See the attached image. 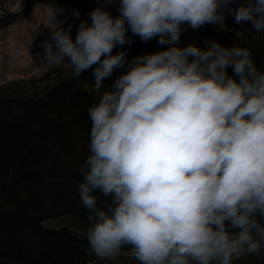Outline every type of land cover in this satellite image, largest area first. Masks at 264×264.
Segmentation results:
<instances>
[{
    "label": "clouds",
    "instance_id": "clouds-1",
    "mask_svg": "<svg viewBox=\"0 0 264 264\" xmlns=\"http://www.w3.org/2000/svg\"><path fill=\"white\" fill-rule=\"evenodd\" d=\"M58 11L41 42L44 62L67 61L76 77L92 69L100 94L87 110L78 185L90 221L86 255L105 264L125 248L138 264L264 259V71L245 47L178 46L182 25H221L226 12L264 32V0H119V16L96 7L74 40L71 26L54 20ZM129 30L168 47L133 58L105 90L103 81L128 63L113 49L132 43Z\"/></svg>",
    "mask_w": 264,
    "mask_h": 264
},
{
    "label": "trees",
    "instance_id": "trees-1",
    "mask_svg": "<svg viewBox=\"0 0 264 264\" xmlns=\"http://www.w3.org/2000/svg\"><path fill=\"white\" fill-rule=\"evenodd\" d=\"M19 18H0V31ZM182 26L190 28L193 41L186 43L181 36L178 46L195 44L202 50L206 38L219 34L220 27L206 24L193 30ZM225 32L231 31L226 27ZM127 36L132 39L130 45L113 49V53L125 51L128 63L121 69L124 71L137 54L168 46L158 44V36L147 42L130 30ZM253 40L244 47L251 51L257 69L264 71V32ZM73 71L15 79L0 86V264H105L94 255H86L89 213L78 194L80 169L89 155L91 120L87 110L98 102L100 94L93 88L92 69L79 77ZM228 73L232 74L231 68ZM95 195L103 207L107 198L98 192ZM125 252L134 258L125 248L107 264H128ZM234 264H264V259L252 255Z\"/></svg>",
    "mask_w": 264,
    "mask_h": 264
},
{
    "label": "rangeland",
    "instance_id": "rangeland-1",
    "mask_svg": "<svg viewBox=\"0 0 264 264\" xmlns=\"http://www.w3.org/2000/svg\"><path fill=\"white\" fill-rule=\"evenodd\" d=\"M68 0H35L27 9V13L20 16L17 22L10 25L4 30L0 31V86L10 83L12 80L24 79L29 80L31 77L41 78L45 73L50 76H59V74L66 73L73 69L67 61L59 67L49 68L44 62V53L41 47V42L50 37V29L47 25L50 22V17L53 9L60 10L54 17L55 21H60L61 26L67 29L71 26V33L73 40L77 34V30L81 21H88L90 24L89 13L103 5L105 10L115 18L119 16V0L112 3L110 6L103 3V0H84L78 3ZM1 7L9 8L17 12L24 11L26 8V0H0V18L6 16L5 11ZM79 12V18H76L74 12ZM187 28V26H185ZM183 29L182 39L186 38V43L193 41L190 28ZM225 24L218 27L219 34L210 35L204 42V49L211 41L219 42L224 47H232L237 45L244 47L247 41L253 42L258 40L259 34L251 25V22L242 24L241 27L233 33L225 32ZM187 36V37H183ZM190 40V41H189ZM195 42V41H194ZM168 47V46H167ZM165 47L163 50H165ZM55 51V47H53ZM124 51V50H122ZM161 51L160 46H156L148 51L141 52L137 56L146 55L149 53ZM125 52V51H124ZM116 54V53H113ZM134 57V58H135ZM133 58L129 59V64ZM124 70L116 69L112 76L103 82V89L109 90V81L121 75ZM48 77V76H47ZM102 89V91H103ZM124 258L128 259V264H137L138 261L134 259L130 253L125 252ZM122 255V256H123Z\"/></svg>",
    "mask_w": 264,
    "mask_h": 264
},
{
    "label": "water",
    "instance_id": "water-1",
    "mask_svg": "<svg viewBox=\"0 0 264 264\" xmlns=\"http://www.w3.org/2000/svg\"><path fill=\"white\" fill-rule=\"evenodd\" d=\"M28 6H30V0H26V8L24 11H21V12H17V11H14L12 9H9V8H5V7H1V9L3 11H5L6 15H15V16H21L25 13H27V9L29 8ZM236 7H238V4L237 3H233L231 5V8L235 9ZM224 24L225 26L231 30V31H236L237 29L240 28L241 24H237L235 21H234V18L231 14V12H226L225 13V19H224Z\"/></svg>",
    "mask_w": 264,
    "mask_h": 264
},
{
    "label": "flooded vegetation",
    "instance_id": "flooded-vegetation-1",
    "mask_svg": "<svg viewBox=\"0 0 264 264\" xmlns=\"http://www.w3.org/2000/svg\"><path fill=\"white\" fill-rule=\"evenodd\" d=\"M242 25V24H241ZM241 27V26H240Z\"/></svg>",
    "mask_w": 264,
    "mask_h": 264
}]
</instances>
